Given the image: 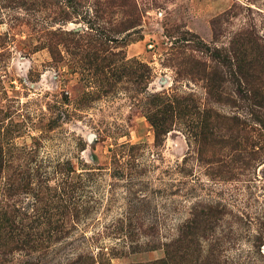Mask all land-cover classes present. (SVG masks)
<instances>
[{
  "label": "rangeland",
  "instance_id": "obj_1",
  "mask_svg": "<svg viewBox=\"0 0 264 264\" xmlns=\"http://www.w3.org/2000/svg\"><path fill=\"white\" fill-rule=\"evenodd\" d=\"M0 264H264V0H0Z\"/></svg>",
  "mask_w": 264,
  "mask_h": 264
}]
</instances>
